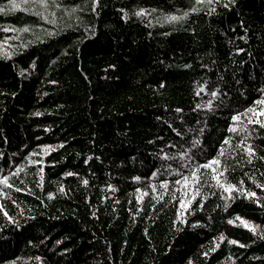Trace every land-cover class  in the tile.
Listing matches in <instances>:
<instances>
[{
    "label": "trees",
    "instance_id": "trees-1",
    "mask_svg": "<svg viewBox=\"0 0 264 264\" xmlns=\"http://www.w3.org/2000/svg\"><path fill=\"white\" fill-rule=\"evenodd\" d=\"M0 43V264H264V0H0Z\"/></svg>",
    "mask_w": 264,
    "mask_h": 264
},
{
    "label": "snow or ice",
    "instance_id": "snow-or-ice-1",
    "mask_svg": "<svg viewBox=\"0 0 264 264\" xmlns=\"http://www.w3.org/2000/svg\"><path fill=\"white\" fill-rule=\"evenodd\" d=\"M198 2H199V0H198ZM209 2H211V0H209ZM142 14V13H141ZM172 19L173 20H175L176 19V17H172ZM215 93H213V95H214ZM262 126H264V125H262ZM232 131H235V129H232ZM225 143H228L227 141H225ZM250 152H251V150H249ZM217 163H219L218 161H212V164H217ZM212 165H204L203 167H206V168H210ZM69 175H71V174H69ZM214 178H216L217 179V181L219 182V178L218 177H214ZM185 180L187 181V178H185ZM85 183H87V181H85ZM165 187H166V185H164ZM234 189L233 188H231V187H229V188H226L225 189V191H233ZM249 195H255L254 193H250ZM237 219H239V218H237ZM229 223H232V221H229ZM242 223H243V221H242ZM246 227H247V225H245ZM254 230V229H253ZM231 243H236L235 241H231ZM241 247H243V245H241Z\"/></svg>",
    "mask_w": 264,
    "mask_h": 264
},
{
    "label": "rangeland",
    "instance_id": "rangeland-1",
    "mask_svg": "<svg viewBox=\"0 0 264 264\" xmlns=\"http://www.w3.org/2000/svg\"><path fill=\"white\" fill-rule=\"evenodd\" d=\"M2 48H3V44H1V43H0V52H2V51H3V49H2Z\"/></svg>",
    "mask_w": 264,
    "mask_h": 264
},
{
    "label": "bare ground",
    "instance_id": "bare-ground-1",
    "mask_svg": "<svg viewBox=\"0 0 264 264\" xmlns=\"http://www.w3.org/2000/svg\"><path fill=\"white\" fill-rule=\"evenodd\" d=\"M213 103V102H212Z\"/></svg>",
    "mask_w": 264,
    "mask_h": 264
}]
</instances>
